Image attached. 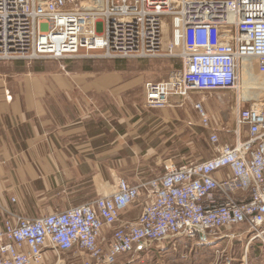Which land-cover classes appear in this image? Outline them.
<instances>
[{
    "label": "built area",
    "instance_id": "2783aa9c",
    "mask_svg": "<svg viewBox=\"0 0 264 264\" xmlns=\"http://www.w3.org/2000/svg\"><path fill=\"white\" fill-rule=\"evenodd\" d=\"M161 56L180 67L144 83L149 109L193 91H239L244 72L264 76V0H0V61ZM193 106L209 127L202 103ZM235 124L234 143L209 134L208 159L166 160L159 175L118 178L113 193L87 203L34 217L0 205V264H42L47 250L116 264L153 243L204 245L242 225L264 236V98L238 96ZM140 201L136 218L120 220Z\"/></svg>",
    "mask_w": 264,
    "mask_h": 264
},
{
    "label": "crops",
    "instance_id": "0c3cea01",
    "mask_svg": "<svg viewBox=\"0 0 264 264\" xmlns=\"http://www.w3.org/2000/svg\"><path fill=\"white\" fill-rule=\"evenodd\" d=\"M112 65L0 63V205L34 217L110 195L118 178L133 185L161 173L167 114L144 106L145 71ZM140 211L141 201L119 218Z\"/></svg>",
    "mask_w": 264,
    "mask_h": 264
},
{
    "label": "rangeland",
    "instance_id": "374dc122",
    "mask_svg": "<svg viewBox=\"0 0 264 264\" xmlns=\"http://www.w3.org/2000/svg\"><path fill=\"white\" fill-rule=\"evenodd\" d=\"M87 3L92 4L91 1ZM167 37L168 30H165L164 48ZM71 60H76L81 65L98 62L102 67H106L107 64L112 63V66L117 68L128 67L135 71H145L150 80H163L171 70L180 67L179 60L168 56L127 59L83 57ZM263 86V75L255 74L252 78L244 72L239 91H193L185 98L172 101L171 106L157 108L158 111L167 114L165 159L176 166L208 159L213 154L209 141L211 129L217 132L219 141L233 142L236 98L243 96L247 101L263 99ZM198 101L210 116V127L200 123L198 113L193 106ZM137 210L138 208H134L129 215L135 214ZM179 240L178 243L175 242V246L165 242L161 245L151 244L141 252L123 255L119 259L120 264H264V242H262L264 236L247 230L243 225L210 237L204 245L196 246L189 242L185 243V239ZM83 256L77 257L71 251L48 252L42 264H81Z\"/></svg>",
    "mask_w": 264,
    "mask_h": 264
}]
</instances>
